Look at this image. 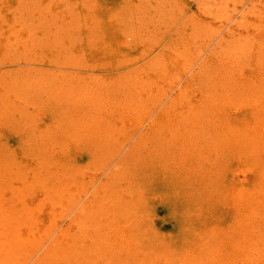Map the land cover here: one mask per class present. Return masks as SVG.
<instances>
[{
  "label": "rangeland",
  "instance_id": "rangeland-1",
  "mask_svg": "<svg viewBox=\"0 0 264 264\" xmlns=\"http://www.w3.org/2000/svg\"><path fill=\"white\" fill-rule=\"evenodd\" d=\"M244 2L0 0V208L34 209L42 229L50 208L58 223L86 189L115 169L114 179H125L127 191L133 181L143 184L144 218L169 239L177 231L173 214L190 188L206 184L209 197L228 194V179L217 180L222 168L216 161L225 151L221 133L242 111L264 108V0ZM248 78L254 88L244 87ZM154 118L165 124L142 141L138 159L125 169L117 165ZM69 182L73 191L63 189ZM214 197L195 212L200 226L217 231L225 219L217 203L222 198ZM132 218H108L99 231L109 233L112 245L125 242V232L139 224ZM80 235L82 264H107L88 230ZM225 237L201 250L208 255L203 264H264V243L253 248L261 257L249 263ZM134 245L112 247L113 264L142 260Z\"/></svg>",
  "mask_w": 264,
  "mask_h": 264
},
{
  "label": "bare ground",
  "instance_id": "bare-ground-1",
  "mask_svg": "<svg viewBox=\"0 0 264 264\" xmlns=\"http://www.w3.org/2000/svg\"><path fill=\"white\" fill-rule=\"evenodd\" d=\"M246 1L248 0H245L244 4L247 3ZM252 7L253 6H251V8ZM239 9L241 10V8ZM229 27L231 28V26ZM224 29L226 28L224 27ZM223 30L222 32L225 31ZM222 32H220L219 34H221ZM240 32H242V30ZM238 34L236 35L238 36ZM224 39H221V40L224 41ZM261 56L260 57L258 56L259 62L261 61L260 60ZM254 64H257V63H254ZM262 67H264V63H262ZM240 68L241 66L237 68V70L239 69L237 71V74L239 71L240 73L241 71H243V70H240ZM258 69H261V68L259 67ZM242 74L240 76H242ZM63 78L64 77L62 76V80ZM255 78L253 79L255 80ZM248 79H246L245 81L246 85L244 87L254 88L255 85L253 84V82L250 81V78ZM260 79L259 80L262 81L261 76H260ZM231 92H232V89H231ZM246 98L248 101V97ZM91 101L92 100H90V102ZM158 120L159 118H154L147 128L145 129L142 128L143 130L140 131V134L137 140L130 147L126 149V151L123 154V158L118 160V162H116L117 165H121L123 169H125L128 166L129 162H133L134 160L138 159L137 151L140 148L142 141L145 140L146 138H152L154 133L158 131V129H161V127L165 124V120L164 122L158 121ZM231 122H232L231 125L229 124L230 126L225 131V133H221L222 139L225 137V139L222 140L223 145L225 146V151L223 153V156H221L220 159L218 158L219 161H216L218 166L215 164L217 168L219 166H221L222 168V170H220L219 172L221 173V176L217 180L220 179L219 181H221L222 178L226 180L228 179L226 188H227V191L229 192L228 194H226L227 192L219 193V194H224V195L222 196L216 195V198H215L213 194L210 195L212 197L207 196V194L209 193V191H207L209 190L208 189L209 187H207L206 184L202 186H200L199 184L198 187L200 188L196 187L197 184L195 186L196 188H190L191 190H189V192L186 193L185 196H183L182 207L179 209V211L177 210L178 212H174L173 214L175 218V223L177 226L176 227L177 231H176L175 236H172L169 239L160 238L156 230L150 229L148 223L146 222L144 218V216H147L146 214L147 209L144 208L145 206L144 207L140 206L141 203H144V201L141 202L143 194L140 192V189L144 188L143 186H141L143 184L140 183V185L138 186L137 181L136 182L133 181V186H132L131 191H127L124 187L125 179H118V178L114 179L115 177H117L115 176L117 173H115V169H113L112 171L109 172V175L107 174L108 176L105 177V179L100 180L99 183L92 190H91L92 187L86 189V191L80 195L79 199L68 208V210L65 213V217L60 218L58 223H55L52 221L53 218L56 216L55 207L50 208L47 214L48 219H46L47 220L46 225L45 226L42 225L44 226V228L42 229L39 226V220L37 218V215L34 209L33 210L24 209L22 207L21 209L16 210L12 208L11 206L8 207L7 206L8 203H4L3 204L4 206L0 208V264H82V261H84L83 258L86 256V254L83 251H86V250L85 249L82 250L81 247L79 246V243H80V236H81L80 233L83 232L84 229L88 230V233L91 237H94L92 238V241L97 246V249L99 250L98 253L100 254L103 252L102 253L103 256H106V260L108 262L107 264L114 263L112 260H110L111 257L115 256V254H112V250L114 249V248L111 249L112 247H117V245L119 246L120 244L119 249L117 248L116 250V251H119L123 246L124 247L128 246L129 243H132V244L135 243L134 246H136L137 248L139 247L138 250L141 251V255L143 257H142V260H138V261L136 259L137 257L134 258L137 262H135L133 258L131 260H125L124 262H121L123 264L124 263L126 264H203L205 262V258H207L208 255H205V253L202 252L201 250L205 246L209 247L210 245H212V242L210 241V239L220 237V236H223V237L226 236L225 238L228 239V243H231V245L234 246L236 249L241 250L242 253L238 255L244 256V258L246 259L245 261H248L249 263H251V261H254L253 256L261 257L258 255H255L258 253H255L256 251L253 248H257V245H259L258 242L264 243V240H262L264 239V108L261 107L260 112L253 111V110H249L248 112L242 111V113H240L237 117H235V119H232ZM219 125L218 127H221V128L224 126L223 124H221V126ZM153 127H156V129H153ZM223 128L226 129V127H223ZM163 130L165 131V129ZM210 173L212 174L214 173V171L212 172L210 170ZM210 173H208L209 176L211 175ZM206 179H209V178H206ZM210 179H213V177ZM214 184H211V185H214ZM208 186L210 185L208 184ZM219 187H221V185ZM63 189L68 190V191H73V187L70 185V182L65 187H63ZM213 190L211 189L212 193H214ZM215 192L217 193V190ZM14 196L17 197V195H14ZM106 196L108 197L109 200L105 204H103L100 200L104 199ZM213 197H214V201L216 200L218 201V197L222 198L221 203H220V200L217 203L219 206H221L219 213L223 217V219H225L224 223L220 224L219 227L217 226L218 227L217 231L216 229H212V226H205V227L200 226L201 224L200 220L196 216V214L198 213L195 212L197 207L203 206V204L205 208L206 207L205 205L210 203L211 200H213L211 199ZM208 199H210V202ZM213 206H215L214 202H213L212 207ZM212 207L210 206V208ZM206 211L205 213H207ZM256 215L260 217L259 221L261 220V222H258L257 224H255V222H252V219L256 217ZM205 216L208 217V215H205ZM116 217H118L120 220L123 219V221L124 220L126 221L127 218L130 219V217L131 218L136 217L137 219L135 218L134 219L132 218V219L136 220V222H138L139 224H136V227L134 228L135 230L134 232H132V230H127L125 232V229H123L125 232V234L124 233L123 234L126 237L125 242L120 241L119 243L117 244L113 243L114 245H112L111 244L112 240L108 241L110 240V239L108 240L106 239L108 238V236L105 237V234H109V233H105L104 230H102L103 231L102 233L99 230L103 229V226L105 225L103 222H105L108 218H109V221L112 222L113 220L111 219L116 218ZM140 217H143L144 219L142 218L140 221H138ZM204 217L203 218L200 217L203 219V222L205 221ZM90 220H92V222H89ZM116 222L117 220L114 223ZM107 226L110 228L111 225L110 226L107 225ZM206 227H211V228L208 229ZM110 231L115 232L116 230L113 231V229L112 230L109 229L106 232H110ZM119 231H121V229H118L117 233ZM196 231L198 232L195 233ZM121 234L120 233L117 234L118 238L120 237L119 235ZM188 247L190 248L195 247V250L190 252L191 250ZM218 250H220V248ZM122 251L123 250H121V253ZM259 251H261V249H259ZM124 253L126 254V252ZM130 255H133V254L131 253L129 254L128 252V256ZM141 255H140V258H141ZM118 256H119V252H118ZM121 256H124V255L122 254ZM89 257H92V254L89 255ZM229 257L231 256L229 255ZM229 257L227 256L228 262L230 263L231 260L229 259ZM128 258L130 257H127V259ZM244 258L242 257L241 259L243 260ZM119 259L123 261L122 257H120ZM231 259L233 260V258ZM88 260L90 259L88 258ZM118 260H116V262H118ZM224 262H227V260L225 259Z\"/></svg>",
  "mask_w": 264,
  "mask_h": 264
}]
</instances>
